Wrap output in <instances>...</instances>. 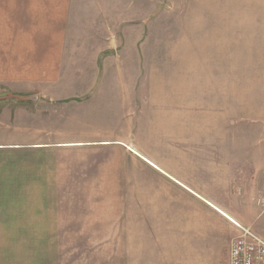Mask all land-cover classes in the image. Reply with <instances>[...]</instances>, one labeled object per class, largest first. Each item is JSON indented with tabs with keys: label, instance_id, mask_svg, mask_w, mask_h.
I'll list each match as a JSON object with an SVG mask.
<instances>
[{
	"label": "rangeland",
	"instance_id": "374dc122",
	"mask_svg": "<svg viewBox=\"0 0 264 264\" xmlns=\"http://www.w3.org/2000/svg\"><path fill=\"white\" fill-rule=\"evenodd\" d=\"M68 1L64 35L0 25V94L53 91L44 70H59L61 84L75 88L80 66L68 58L113 46L112 59L89 69L104 78L92 91L128 98L130 144L209 200V264H224L237 224L263 237L264 0ZM157 188L146 174V202ZM153 218L146 213L142 244L123 246L122 259L120 246H62L60 264H196L183 220L179 244H170ZM27 247L0 245V264H33L26 252L36 257L35 246Z\"/></svg>",
	"mask_w": 264,
	"mask_h": 264
},
{
	"label": "crops",
	"instance_id": "0c3cea01",
	"mask_svg": "<svg viewBox=\"0 0 264 264\" xmlns=\"http://www.w3.org/2000/svg\"><path fill=\"white\" fill-rule=\"evenodd\" d=\"M66 1L0 0V25L22 35H64ZM112 49L90 56L83 47L68 58L80 66L75 88L61 84L59 70H44L53 91L0 94V101L12 97L0 110L19 104L23 111H0V245L35 246L36 257L27 251L26 259L39 264H60L62 246H120L122 259L123 246L142 244L152 211L156 233L167 228L170 244H179L183 220L185 253L209 264V200L130 144L128 98L92 91L104 78L90 70L112 59ZM146 174L158 184L149 202Z\"/></svg>",
	"mask_w": 264,
	"mask_h": 264
},
{
	"label": "built area",
	"instance_id": "2783aa9c",
	"mask_svg": "<svg viewBox=\"0 0 264 264\" xmlns=\"http://www.w3.org/2000/svg\"><path fill=\"white\" fill-rule=\"evenodd\" d=\"M240 235L233 241L230 264H264V237L237 224Z\"/></svg>",
	"mask_w": 264,
	"mask_h": 264
}]
</instances>
